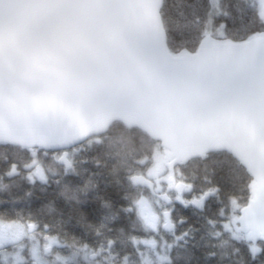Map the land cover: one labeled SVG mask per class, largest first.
<instances>
[{"label": "snow or ice", "instance_id": "snow-or-ice-1", "mask_svg": "<svg viewBox=\"0 0 264 264\" xmlns=\"http://www.w3.org/2000/svg\"><path fill=\"white\" fill-rule=\"evenodd\" d=\"M0 148V264H264V0H0Z\"/></svg>", "mask_w": 264, "mask_h": 264}, {"label": "trees", "instance_id": "trees-1", "mask_svg": "<svg viewBox=\"0 0 264 264\" xmlns=\"http://www.w3.org/2000/svg\"><path fill=\"white\" fill-rule=\"evenodd\" d=\"M11 152V149H4V148H0V159H3L6 155H9ZM23 190H16V189H12L9 191H5L2 188H0V195H4V196H17V195H23ZM201 246H203L206 243H211V244H219L218 240H214L209 238H206L205 240L201 241ZM212 251H216L217 252V257H216V261L215 264H230V261L227 257H225L223 260H221L220 256L223 252L228 251L230 253V249H221V248H214L211 249ZM180 253H183V250H180ZM180 264H183V261H180Z\"/></svg>", "mask_w": 264, "mask_h": 264}, {"label": "flooded vegetation", "instance_id": "flooded-vegetation-1", "mask_svg": "<svg viewBox=\"0 0 264 264\" xmlns=\"http://www.w3.org/2000/svg\"><path fill=\"white\" fill-rule=\"evenodd\" d=\"M189 247H191V245H189ZM180 250H183V249L182 248L181 249H177V252L180 253ZM177 264H180V261H178Z\"/></svg>", "mask_w": 264, "mask_h": 264}]
</instances>
